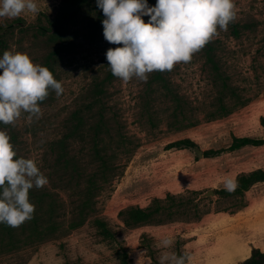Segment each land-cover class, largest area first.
Here are the masks:
<instances>
[{"label": "rangeland", "instance_id": "374dc122", "mask_svg": "<svg viewBox=\"0 0 264 264\" xmlns=\"http://www.w3.org/2000/svg\"><path fill=\"white\" fill-rule=\"evenodd\" d=\"M37 3L36 14L0 19V56L15 47L62 82L63 93L50 91L38 120L29 124L24 114L15 123L18 154L48 177L58 226L9 241L0 264H157L162 238L188 254L186 264H238L254 248L264 251V180L240 192L224 187L226 179L264 171V0H234V21L190 61L127 83L108 68L107 50L122 45L105 40L96 0ZM77 110L90 121L65 143L80 176L57 161ZM98 110L108 124L94 138ZM168 193L184 203L174 216L125 226L120 211ZM95 217L112 239L97 235Z\"/></svg>", "mask_w": 264, "mask_h": 264}, {"label": "clouds", "instance_id": "9594fccd", "mask_svg": "<svg viewBox=\"0 0 264 264\" xmlns=\"http://www.w3.org/2000/svg\"><path fill=\"white\" fill-rule=\"evenodd\" d=\"M102 10L103 36L110 44L122 45L106 52L112 75L127 83L146 82L154 71L171 70L188 62L219 30H227L236 17L234 0H96ZM39 12L37 0H0V19L19 18ZM149 17L147 22L143 17ZM54 91L64 89L48 67L33 61L13 47L0 56V123L15 125L22 115L31 124L42 116L41 103ZM48 184V177L33 158L18 154L9 134L0 130V224L19 227L33 218L35 204L29 193ZM237 184L224 182L232 192ZM157 264H186L187 253L177 254L174 241L160 239Z\"/></svg>", "mask_w": 264, "mask_h": 264}, {"label": "trees", "instance_id": "16d2710c", "mask_svg": "<svg viewBox=\"0 0 264 264\" xmlns=\"http://www.w3.org/2000/svg\"><path fill=\"white\" fill-rule=\"evenodd\" d=\"M90 1V0H64V4L68 7L71 6H81L82 3ZM152 0H148V4L150 5ZM69 23V18L64 16V25H67ZM10 26V25H8ZM4 35H7V31H4ZM98 115V118L95 121V125H93L90 130L93 134L94 138H97L101 135L103 126H106L108 124V119H106L105 113L103 111L98 110L96 112ZM74 118H76L74 124L72 127L69 128V134H65L64 138L61 140V144L64 143V145L61 146L60 150H64V156L59 155L57 158V161L62 163L64 161V168L65 170H69L72 172H76L79 176V170L81 169L80 162L77 161L75 158L68 157V148L67 144L65 143L67 137L72 136L76 132H79L81 129V125L83 123H87L88 119H90L88 116L84 115L82 111L77 110L73 113ZM2 130L7 129V133L11 137V143L15 146L16 150L18 151V145H19V135L16 133V125H2ZM72 130L74 132H72ZM82 132V131H81ZM64 157V158H63ZM103 173L109 172V168L105 166L102 169ZM97 172V171H96ZM100 172V170H98ZM75 175H72L66 182L67 185H71L73 182V179ZM264 180V171L262 169L254 170L250 173H242L237 177L236 181V188L234 191H244L248 189L252 184H254L257 181ZM29 199L30 202L35 204V213L31 220L26 221L19 227H9L6 224H0V248H3L4 245L7 246L9 241H20V237L24 234H30L33 231H39L44 232L45 228H57L58 226V214H57V206H54V196L53 192L50 188V186L47 184L43 188L36 189L33 188L30 190L29 193ZM176 199L177 196L171 193L167 194L166 198H154L152 203L148 205L147 207H140V206H129L122 211H120V216L123 218V222L126 227H132L135 225H139L144 222H162L163 221V214H167L168 216H174L176 214L175 208L176 206H182L184 203H181L180 205H176ZM50 200V201H48ZM172 201L171 204H166V201ZM72 213H74V210H72ZM195 218L201 217V212H199L198 209H196L194 213ZM84 220V219H83ZM94 223L92 226L97 229L101 228V231L98 229L97 235H99L104 240H109L113 238V235L109 233L108 228H106V223H104V219L100 217H95ZM107 229V230H106ZM110 235V236H109ZM108 236V237H107ZM122 264H130L127 259H122ZM238 264H264V251L260 250L259 248H254L248 258L245 260L239 262Z\"/></svg>", "mask_w": 264, "mask_h": 264}, {"label": "water", "instance_id": "95a60500", "mask_svg": "<svg viewBox=\"0 0 264 264\" xmlns=\"http://www.w3.org/2000/svg\"><path fill=\"white\" fill-rule=\"evenodd\" d=\"M213 191H210L209 193H212Z\"/></svg>", "mask_w": 264, "mask_h": 264}]
</instances>
